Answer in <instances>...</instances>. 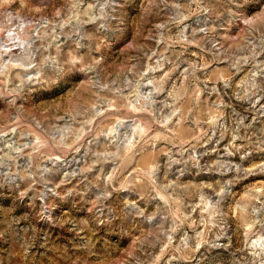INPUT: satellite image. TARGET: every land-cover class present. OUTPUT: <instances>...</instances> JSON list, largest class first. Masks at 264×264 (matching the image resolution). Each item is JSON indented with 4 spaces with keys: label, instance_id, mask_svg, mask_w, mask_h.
I'll return each instance as SVG.
<instances>
[{
    "label": "rangeland",
    "instance_id": "374dc122",
    "mask_svg": "<svg viewBox=\"0 0 264 264\" xmlns=\"http://www.w3.org/2000/svg\"><path fill=\"white\" fill-rule=\"evenodd\" d=\"M0 264H264V0H0Z\"/></svg>",
    "mask_w": 264,
    "mask_h": 264
},
{
    "label": "bare ground",
    "instance_id": "6f19581e",
    "mask_svg": "<svg viewBox=\"0 0 264 264\" xmlns=\"http://www.w3.org/2000/svg\"><path fill=\"white\" fill-rule=\"evenodd\" d=\"M24 43V42H23ZM22 63V62H21Z\"/></svg>",
    "mask_w": 264,
    "mask_h": 264
}]
</instances>
